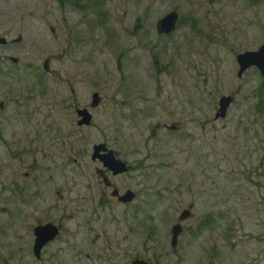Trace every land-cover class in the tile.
Returning <instances> with one entry per match:
<instances>
[{"label": "rangeland", "instance_id": "374dc122", "mask_svg": "<svg viewBox=\"0 0 264 264\" xmlns=\"http://www.w3.org/2000/svg\"><path fill=\"white\" fill-rule=\"evenodd\" d=\"M59 1L0 0V31L14 27L13 9H29L25 25L41 27V59H48L47 72L37 62L41 79L0 83L51 92L40 107L50 116L44 140L36 144L41 155L12 159L0 146V187L9 177L17 187L14 199L0 190V208L14 212L11 219L0 212V264H75L74 246L83 261L84 253L103 247L107 258L136 248L137 256L158 264H196L206 245L216 249L219 264H264V77L254 67L238 77L236 62L264 41V0ZM172 11L174 29L157 34L156 22ZM62 49L68 53L59 58ZM93 92L100 103L88 110L90 125L78 128L73 108H87ZM222 96L233 102L215 120ZM7 117L5 111L0 119ZM104 138L129 167L141 166L138 176L120 178L125 187L138 189L137 180L142 187L141 231L135 235L130 228L137 204H112L99 221L82 226L91 207L79 202L87 182L79 173L91 167L90 145ZM8 197L10 204L3 201ZM190 206L196 217L189 226L200 227L208 213L221 217L198 236L185 235L175 260L169 226ZM36 217L61 227L39 263L16 251ZM94 234L99 238L91 241Z\"/></svg>", "mask_w": 264, "mask_h": 264}, {"label": "flooded vegetation", "instance_id": "af4514ba", "mask_svg": "<svg viewBox=\"0 0 264 264\" xmlns=\"http://www.w3.org/2000/svg\"><path fill=\"white\" fill-rule=\"evenodd\" d=\"M1 11H5V9ZM10 11L11 9H9V12ZM1 14L2 12H0V15ZM11 15L15 16L14 19L16 23L14 27L13 25L12 27L6 26L0 31V78H4L5 80H15L25 77L39 80L42 77V73L39 70V64L37 62L40 61L41 68L44 72L48 71V59L46 57L41 59V56L46 52L43 46L45 39L43 30L40 26H36V28H33L32 30L27 28L25 23L30 16L29 9H13ZM41 26L43 28L45 27V25L42 24ZM49 31L51 34H54L53 28L49 27ZM61 36L62 30L60 29L58 37ZM67 53V49H62L61 56L59 58ZM21 61L24 63V66L20 65ZM44 63L45 68L43 66ZM20 66H22L24 72H21ZM29 87L30 86L23 87L22 91H19L14 87L8 88L7 83H0V117L1 115H4L5 111L8 112V117L6 120L0 119V146L2 149V153L12 159L22 158L24 155H33L31 156V158L34 159L36 157L34 155H41V146L39 147V145L37 146L36 144H39V142H43L48 128L45 119L49 118L50 116H47V114L41 115L40 107L42 106V102L48 101V96L46 95L50 94L51 92L31 91ZM2 89L5 90L1 91ZM78 109H86L88 111L89 109L91 110L93 108H89V104L87 108H79L77 105L74 106L73 111L75 115V125L78 121V117L76 116V111ZM33 115L41 116V118L44 119H30V117H32ZM54 122L55 120H52L50 123L52 124ZM77 127L86 128L85 126ZM168 128H171L169 130H176L175 125H171ZM107 142L108 141L104 138L101 141L93 142L90 145L89 164L91 165V167L82 169L79 173V177L85 176L84 179L87 180V182L83 186L85 193H80L78 195L79 202L85 200L84 202H86V204L91 207L86 214L88 218L82 223V226L88 227L95 221H99L102 217H104L105 211L109 207H111L112 204L119 205L123 209L132 204H137L132 209V216L135 223L132 226V229L130 228V234L135 235V232H138L139 230L141 231L142 222L138 223L136 217L142 213V190H138L142 189V187L141 184H138V180V189L133 190L132 188L125 187L120 182V178H124L127 175L138 176L137 172L138 170H140L139 167L141 166L135 164L134 167H129L126 161L122 159L117 152L112 150ZM95 145H102V149L96 154L94 158H92L93 147ZM108 150L112 152L115 160H119L124 164L125 170L123 172H114L115 170H112L103 165L102 160H100L99 158L101 157V155L105 154V151ZM24 174L25 176L28 175V173ZM16 188L17 187L14 184V179H10L9 177L6 186L1 185L0 190H2V192H4L5 190L9 194H11V197H13L14 199L13 193H15ZM126 192H130V195L127 194V197H129L130 199L125 200V198L124 200H121L120 198L124 196ZM82 195L83 198H80ZM11 197H8L3 201H5V203L7 204H10L11 202H13V199ZM184 211L189 212V216L185 219L179 220V217L182 216ZM0 212L7 213V217L9 219L14 217V212L11 214L10 212L6 211L4 207L0 208ZM78 214H80L79 211ZM195 217V214L192 212V206H190L179 211L177 217L175 218V221L169 226V252L171 256L175 258V260L177 259V255L179 254L176 253V251L179 249V247H181L182 238L185 235H189L191 237L198 236L202 232V227L206 228L207 226H209L208 222L210 223L211 221H213V218L219 219L221 217V214L217 213L216 215H214L213 213H208L207 215H204L199 222L200 227H198V225L189 226L186 224V222L195 219ZM36 219L37 221L35 223H28L27 226L24 227L26 241L22 246H17L16 251L25 250L28 255H31L33 262L39 263L42 261L43 252L46 246L57 240V238L59 237L61 233V227L59 224H54L51 221H39L38 217H36ZM46 224L54 226L57 230V234L50 240L46 241L39 248L37 254L35 255L33 250L35 241L33 229L39 226H44ZM174 226L178 228L179 233L175 238V244L172 246L170 244V229ZM20 238V236H16L14 237V240H20ZM98 238L99 234H94L91 237V241H95ZM102 240H104V237H102ZM209 242L210 240L207 238V244ZM138 247H140V250H142V245H139ZM92 250H97V252L99 253H84L86 261H83L82 258L80 259V256L82 254L78 248L74 246V249H70V251L74 252L73 254L75 264H158V262L156 261L143 259L142 256H137L138 254L136 253V248L130 253L129 256L126 252L123 251V249H117L119 253H116L109 258H107L103 253V251L107 250V248L93 247ZM201 250H203L201 254L202 258L196 264H219L218 252L214 247H208V245H206V248L203 247ZM56 251H60V249H56ZM111 254H113V252H111Z\"/></svg>", "mask_w": 264, "mask_h": 264}, {"label": "water", "instance_id": "95a60500", "mask_svg": "<svg viewBox=\"0 0 264 264\" xmlns=\"http://www.w3.org/2000/svg\"><path fill=\"white\" fill-rule=\"evenodd\" d=\"M177 15L174 11L165 14L161 17L155 24V31L157 34H169L175 26ZM236 62L238 65L237 76L241 77L242 74L251 67L256 68L259 71L261 77H264V42L263 44L255 51H246L240 53L236 57ZM45 68V63L43 64ZM233 102V97L231 96H222L218 100L217 111L214 115V119L224 118L227 112L229 105ZM100 103L97 93H92L89 102V108H95ZM76 116L78 121L76 122L77 126L88 127L91 123V115L86 109H78L76 111ZM171 129V128H169ZM102 149V145H95L93 147L92 158ZM102 160L104 166L115 170L114 172L121 173L125 170V166L119 160H115L112 152L110 150L105 151V154L101 155L99 158ZM127 194L130 195V192H126L122 196L121 200H129ZM189 216V212L184 211L182 216L179 217V220L185 219ZM179 231L176 226L170 229L171 240L170 244L173 246L175 244V238L178 235ZM33 234L35 237L34 241V254L36 255L39 248L48 240L53 238L57 234V230L54 226L46 224L44 226H39L33 229Z\"/></svg>", "mask_w": 264, "mask_h": 264}, {"label": "trees", "instance_id": "16d2710c", "mask_svg": "<svg viewBox=\"0 0 264 264\" xmlns=\"http://www.w3.org/2000/svg\"><path fill=\"white\" fill-rule=\"evenodd\" d=\"M76 4H77V2L74 3V5H76Z\"/></svg>", "mask_w": 264, "mask_h": 264}]
</instances>
